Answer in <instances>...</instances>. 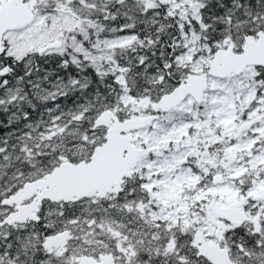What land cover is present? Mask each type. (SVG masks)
Masks as SVG:
<instances>
[{
    "label": "snow or ice",
    "instance_id": "1",
    "mask_svg": "<svg viewBox=\"0 0 264 264\" xmlns=\"http://www.w3.org/2000/svg\"><path fill=\"white\" fill-rule=\"evenodd\" d=\"M0 264H264V0H0Z\"/></svg>",
    "mask_w": 264,
    "mask_h": 264
}]
</instances>
